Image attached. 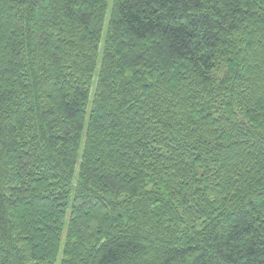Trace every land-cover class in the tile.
<instances>
[{
    "label": "trees",
    "instance_id": "obj_1",
    "mask_svg": "<svg viewBox=\"0 0 264 264\" xmlns=\"http://www.w3.org/2000/svg\"><path fill=\"white\" fill-rule=\"evenodd\" d=\"M110 1L0 0V264H264V0Z\"/></svg>",
    "mask_w": 264,
    "mask_h": 264
},
{
    "label": "rangeland",
    "instance_id": "obj_2",
    "mask_svg": "<svg viewBox=\"0 0 264 264\" xmlns=\"http://www.w3.org/2000/svg\"><path fill=\"white\" fill-rule=\"evenodd\" d=\"M112 4H113V0L110 1V10H111V8H112ZM63 244H64V243H63ZM61 260H62V255L59 256L58 261H57V264H61Z\"/></svg>",
    "mask_w": 264,
    "mask_h": 264
}]
</instances>
